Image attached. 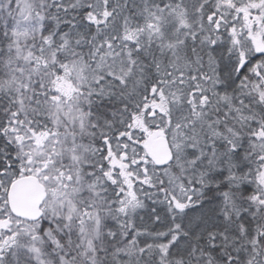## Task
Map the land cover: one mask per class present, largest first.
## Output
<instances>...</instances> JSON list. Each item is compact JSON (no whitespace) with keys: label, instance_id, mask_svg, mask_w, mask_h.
Masks as SVG:
<instances>
[{"label":"snow or ice","instance_id":"6c2138e0","mask_svg":"<svg viewBox=\"0 0 264 264\" xmlns=\"http://www.w3.org/2000/svg\"><path fill=\"white\" fill-rule=\"evenodd\" d=\"M0 264H264V0H0Z\"/></svg>","mask_w":264,"mask_h":264}]
</instances>
